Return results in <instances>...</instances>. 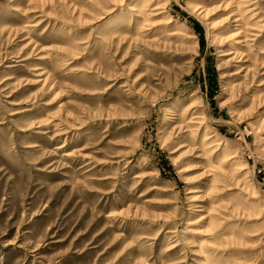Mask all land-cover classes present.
<instances>
[{
	"label": "rangeland",
	"instance_id": "obj_1",
	"mask_svg": "<svg viewBox=\"0 0 264 264\" xmlns=\"http://www.w3.org/2000/svg\"><path fill=\"white\" fill-rule=\"evenodd\" d=\"M0 264H264V0H0Z\"/></svg>",
	"mask_w": 264,
	"mask_h": 264
},
{
	"label": "bare ground",
	"instance_id": "obj_2",
	"mask_svg": "<svg viewBox=\"0 0 264 264\" xmlns=\"http://www.w3.org/2000/svg\"><path fill=\"white\" fill-rule=\"evenodd\" d=\"M247 1H249V0H247ZM246 7H247V6H246ZM246 7H245V8H246ZM131 9H133V8H131ZM251 13H252V12H251ZM254 16H255V14H251V17H252V18L250 17L249 20H250V19H254ZM234 21L238 22L239 19H236V20H234ZM253 29H254V28H253ZM233 35L236 36V37H239V35H240V31H238V33H234ZM244 41H245V40H244ZM240 42H241V41H238V42H236V43L240 44ZM229 53H232V52H229ZM227 55H229V54H227ZM58 147H59V148H57L58 150L62 148L61 146H58ZM69 155H70V154H69ZM84 165H85V164H84Z\"/></svg>",
	"mask_w": 264,
	"mask_h": 264
}]
</instances>
